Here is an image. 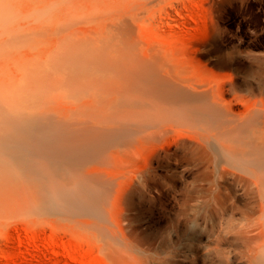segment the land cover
Here are the masks:
<instances>
[{
    "label": "bare ground",
    "instance_id": "obj_1",
    "mask_svg": "<svg viewBox=\"0 0 264 264\" xmlns=\"http://www.w3.org/2000/svg\"><path fill=\"white\" fill-rule=\"evenodd\" d=\"M205 10L203 0H0V229L54 222L116 237L133 185L150 189L157 167L176 174L197 158L216 189L243 175L264 199V96L194 68L216 52ZM245 225L248 236L257 224ZM27 239L43 249L39 233Z\"/></svg>",
    "mask_w": 264,
    "mask_h": 264
},
{
    "label": "rangeland",
    "instance_id": "obj_2",
    "mask_svg": "<svg viewBox=\"0 0 264 264\" xmlns=\"http://www.w3.org/2000/svg\"><path fill=\"white\" fill-rule=\"evenodd\" d=\"M203 5L213 28L209 48L216 52L198 54L194 68L226 89L250 80L264 96V84L257 85L264 80V0ZM165 165L156 168L150 189L135 184L124 196L118 223L125 229L118 236H85L54 222L27 227L19 220L0 229V264H259L264 199L247 189L243 175L220 190L207 181L199 158L176 174L173 164ZM250 220L257 224L248 234L253 240L241 231ZM31 231L39 233L43 249L28 245ZM106 241L115 258L104 254Z\"/></svg>",
    "mask_w": 264,
    "mask_h": 264
}]
</instances>
